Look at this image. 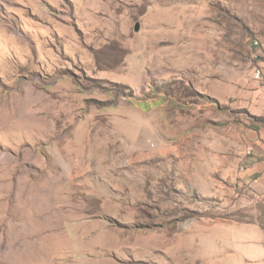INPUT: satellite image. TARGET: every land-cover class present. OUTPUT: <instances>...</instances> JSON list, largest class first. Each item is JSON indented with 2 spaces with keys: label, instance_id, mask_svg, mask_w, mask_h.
I'll return each instance as SVG.
<instances>
[{
  "label": "rangeland",
  "instance_id": "374dc122",
  "mask_svg": "<svg viewBox=\"0 0 264 264\" xmlns=\"http://www.w3.org/2000/svg\"><path fill=\"white\" fill-rule=\"evenodd\" d=\"M263 71L264 0H0V264H226Z\"/></svg>",
  "mask_w": 264,
  "mask_h": 264
},
{
  "label": "crops",
  "instance_id": "0c3cea01",
  "mask_svg": "<svg viewBox=\"0 0 264 264\" xmlns=\"http://www.w3.org/2000/svg\"><path fill=\"white\" fill-rule=\"evenodd\" d=\"M254 88L252 85L251 89L241 91L238 98L252 113L264 116V81ZM259 139L245 156L242 175L248 183V193L264 202V129ZM241 224L247 225L251 234L242 239V247L228 249L226 264H264V225L256 222ZM65 264H73V261L68 260Z\"/></svg>",
  "mask_w": 264,
  "mask_h": 264
},
{
  "label": "bare ground",
  "instance_id": "6f19581e",
  "mask_svg": "<svg viewBox=\"0 0 264 264\" xmlns=\"http://www.w3.org/2000/svg\"><path fill=\"white\" fill-rule=\"evenodd\" d=\"M63 147L65 148V146H63ZM66 149H67V146H66ZM63 150L64 149H60L59 155L62 156V159L63 160H67L66 158H67V155L69 153L67 154V152L65 153L64 152L65 150L64 151ZM68 152H70V151H68ZM69 155H71V153ZM6 156H7L6 153H1L0 154V159H5ZM3 168L4 167H0V169H3ZM41 191L42 190L37 186V182L34 181V183H32V185H30L29 187H27V190L24 193H18L17 196L18 197H21L22 195H24L25 203L32 204L35 211H37V210L40 211L41 208H42V207H40V205H42V203H44L43 201L45 200L44 199L45 197H43V196H45V192H46V191H44V193L42 192L43 193L42 194ZM39 196H41V197H39ZM43 209H45V207ZM45 217L47 218L48 216H45ZM31 227H32V225L29 224V227L27 229L28 240L24 243V249H23V251H21V254H20V256H21L20 259L21 260H22V258H25L26 260L27 259H30V258H32V256H34V258L36 259L37 258V255H38L37 254V251H38L37 250V242H38V236H39V234L34 233V232L32 234L31 233V229H32ZM165 244H166V242H165ZM178 259H179V256H178ZM16 261L21 262V261H19V259L16 260ZM13 262H15V261H13ZM180 262L181 261L178 260V263L179 264H180Z\"/></svg>",
  "mask_w": 264,
  "mask_h": 264
},
{
  "label": "built area",
  "instance_id": "2783aa9c",
  "mask_svg": "<svg viewBox=\"0 0 264 264\" xmlns=\"http://www.w3.org/2000/svg\"><path fill=\"white\" fill-rule=\"evenodd\" d=\"M253 44L254 45H257L258 44V40H254L253 41ZM261 70L259 68H255L254 71H253V77L256 81H259L261 79Z\"/></svg>",
  "mask_w": 264,
  "mask_h": 264
},
{
  "label": "water",
  "instance_id": "95a60500",
  "mask_svg": "<svg viewBox=\"0 0 264 264\" xmlns=\"http://www.w3.org/2000/svg\"><path fill=\"white\" fill-rule=\"evenodd\" d=\"M139 29V23L136 22L135 25H134V30L137 31Z\"/></svg>",
  "mask_w": 264,
  "mask_h": 264
}]
</instances>
